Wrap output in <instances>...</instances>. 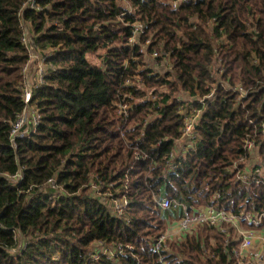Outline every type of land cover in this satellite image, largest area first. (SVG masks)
<instances>
[{
	"label": "trees",
	"instance_id": "1",
	"mask_svg": "<svg viewBox=\"0 0 264 264\" xmlns=\"http://www.w3.org/2000/svg\"><path fill=\"white\" fill-rule=\"evenodd\" d=\"M172 2L0 0V264H236L237 243L227 248L208 226L155 252L168 220L183 216L155 199L189 214L264 212V0ZM137 23L145 30L129 45ZM27 28L52 69L29 104L38 125L12 143ZM148 41L166 69L148 67ZM190 106L197 137L183 154ZM243 157L263 170L260 184L236 181ZM117 199L128 202L119 215Z\"/></svg>",
	"mask_w": 264,
	"mask_h": 264
},
{
	"label": "built area",
	"instance_id": "2",
	"mask_svg": "<svg viewBox=\"0 0 264 264\" xmlns=\"http://www.w3.org/2000/svg\"><path fill=\"white\" fill-rule=\"evenodd\" d=\"M190 0H173L172 8L179 9L184 3ZM145 27L141 23L134 24L132 37L129 40V45H134L138 37L144 32ZM24 45L29 49L30 60L24 68L25 74V87L23 89V99L26 107L21 115L18 116L16 122L13 125L11 131V141L15 143L16 139L24 137L28 128L38 125L41 118L40 113L31 107L30 101L33 91L38 86L44 83V76L48 69H52L51 65H47L45 58L41 52L37 51L30 28L25 30L23 39ZM150 42L141 44V52L149 58L148 67L161 70L166 69L169 66V59L167 54H159L158 52H148V46ZM162 57L160 62L156 61L157 58ZM37 64V65H35ZM31 73V74H30ZM29 77L30 81L29 82ZM235 93L238 94L239 100L246 97L247 91L241 85L235 87ZM212 95H208L205 98L210 99ZM188 98V97H187ZM191 99V98H190ZM190 115H186L185 126L183 129V139L180 143L181 151L185 154L187 148L194 147L197 135L195 134V127L198 121L200 112L195 111L194 107H188ZM131 114V106L127 104H119L117 106V115L120 117L128 118ZM264 137V127L262 130ZM245 149L249 152H254L255 155L256 145L254 140H247L245 143ZM175 153L170 154L169 171L175 169V165L172 161L175 158ZM246 157L240 158L239 165L241 169H237L236 181L243 184H260L263 180V170L259 167H255L250 163ZM253 163V162H252ZM238 168V166L236 167ZM15 179L17 177H14ZM50 183L54 185L51 180ZM55 187V186H53ZM96 191L100 188L94 185ZM157 208L162 211H170L173 209L182 210L183 216L180 218H172L167 222L166 230L162 235L153 243V249L155 252L160 253L169 242H179L184 237L192 234L199 227H214L227 235L226 247L228 248L230 240L236 242L237 245L231 248L233 258L236 264H264V212L253 214L251 212L242 210L238 213L217 209L211 206L201 207L195 213L189 214L185 206L168 198L162 200L155 199ZM128 202L124 199H117L112 202V209L115 215L121 214L124 208H126ZM227 250V249H226Z\"/></svg>",
	"mask_w": 264,
	"mask_h": 264
},
{
	"label": "rangeland",
	"instance_id": "3",
	"mask_svg": "<svg viewBox=\"0 0 264 264\" xmlns=\"http://www.w3.org/2000/svg\"><path fill=\"white\" fill-rule=\"evenodd\" d=\"M146 57H147V63H149V58H148V56L147 55H145ZM35 65H37V64H35ZM31 79H30V77H29V82H32V81H30Z\"/></svg>",
	"mask_w": 264,
	"mask_h": 264
},
{
	"label": "crops",
	"instance_id": "4",
	"mask_svg": "<svg viewBox=\"0 0 264 264\" xmlns=\"http://www.w3.org/2000/svg\"><path fill=\"white\" fill-rule=\"evenodd\" d=\"M31 74V73H30Z\"/></svg>",
	"mask_w": 264,
	"mask_h": 264
}]
</instances>
